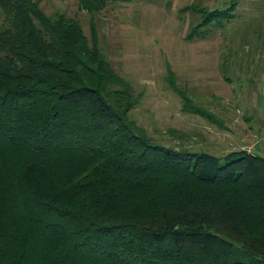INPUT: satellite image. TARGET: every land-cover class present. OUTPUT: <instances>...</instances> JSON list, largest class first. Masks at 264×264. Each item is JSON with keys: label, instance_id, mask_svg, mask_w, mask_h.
<instances>
[{"label": "trees", "instance_id": "obj_1", "mask_svg": "<svg viewBox=\"0 0 264 264\" xmlns=\"http://www.w3.org/2000/svg\"><path fill=\"white\" fill-rule=\"evenodd\" d=\"M40 2L0 0V264H264V157L154 143L96 30Z\"/></svg>", "mask_w": 264, "mask_h": 264}, {"label": "rangeland", "instance_id": "obj_2", "mask_svg": "<svg viewBox=\"0 0 264 264\" xmlns=\"http://www.w3.org/2000/svg\"><path fill=\"white\" fill-rule=\"evenodd\" d=\"M40 1L47 15L79 21L91 45L96 30L101 52L140 98L131 119L154 143L217 157L239 150L237 134L251 125L241 96L264 43V0H110L98 11L81 0ZM206 11L227 16L201 26ZM180 94L210 118L186 111Z\"/></svg>", "mask_w": 264, "mask_h": 264}, {"label": "crops", "instance_id": "obj_3", "mask_svg": "<svg viewBox=\"0 0 264 264\" xmlns=\"http://www.w3.org/2000/svg\"><path fill=\"white\" fill-rule=\"evenodd\" d=\"M261 46L255 75L242 88L241 99L251 125L241 131L242 135L237 134L239 150L235 151H248L264 157V43Z\"/></svg>", "mask_w": 264, "mask_h": 264}]
</instances>
